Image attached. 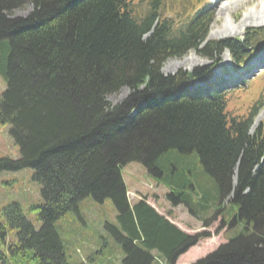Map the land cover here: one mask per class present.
Wrapping results in <instances>:
<instances>
[{
  "label": "trees",
  "instance_id": "1",
  "mask_svg": "<svg viewBox=\"0 0 264 264\" xmlns=\"http://www.w3.org/2000/svg\"><path fill=\"white\" fill-rule=\"evenodd\" d=\"M206 2L0 0L6 85L0 123L10 125L20 152L14 160L1 158L0 170L31 168L42 196L29 207L42 220L37 230L19 204L2 210L17 228L9 244L13 264H68L54 223L87 196L110 198L117 209L121 264H152V251L164 264H176L206 235L185 232L143 200L130 205L120 173L129 162L157 176L173 203L221 212L226 225L242 221L238 234L191 264H264V118L250 131L264 99L233 115L227 110L233 90L212 89L221 52L229 51L235 70L242 67L239 56L250 37L207 39L212 20ZM26 4L32 6L26 16L10 15ZM192 50L213 63L191 71L207 86L189 92L188 71L164 75L161 67ZM121 87L130 94L111 104L107 95ZM193 153L211 190L199 180L197 186L193 168L180 159ZM235 168L234 196L221 207L217 200L231 191ZM5 237L0 222V243ZM0 262L9 264L1 252Z\"/></svg>",
  "mask_w": 264,
  "mask_h": 264
},
{
  "label": "rangeland",
  "instance_id": "2",
  "mask_svg": "<svg viewBox=\"0 0 264 264\" xmlns=\"http://www.w3.org/2000/svg\"><path fill=\"white\" fill-rule=\"evenodd\" d=\"M215 0H211L210 6L207 7L213 17V23L208 33L209 40H222L234 36H241L246 32L247 28L262 27L264 22L263 17L259 22H248L239 33L218 34L223 24L227 19L231 21V27L236 28L239 19H242L245 13L253 10L255 5H258V10L261 8V0H242L234 5L235 0H222L220 4H214ZM230 2V9L227 13L220 11L221 6H225ZM249 2V3H248ZM232 6V7H231ZM32 9L30 4L24 7L14 9L11 16H26ZM260 40H264V31H258L254 34L253 45L247 49L250 55ZM259 49L258 55L248 65V68H253L247 78H251L254 73H259L264 70V44ZM252 49V50H251ZM219 66L230 68L232 61L227 51L221 53L219 57ZM211 64V60L204 58L191 51L182 57H174L167 59L162 67L161 72L164 75H172L179 69L191 71L196 67H205ZM230 74L229 70H227ZM215 77L222 76L220 68L215 71ZM261 73L260 75H262ZM264 77V75L262 76ZM5 81L0 76V98L5 90ZM130 90L127 87H121L117 91L107 95V100L111 104L122 102L128 95ZM232 98L229 100L227 110H234V114H243L246 112L253 101L259 97L264 99V78L252 79L245 86L235 88ZM257 116L253 121L252 126L255 127L259 120L264 117V104L260 109H257ZM10 125L8 123H0V159L9 158L17 159L20 156L19 147L14 142L10 134ZM174 157V156H173ZM172 159H175L172 158ZM183 163L190 165L196 175L197 186L200 184L208 186L211 190V179L207 174L203 173L202 164L200 163L195 153L189 154L186 157L180 156ZM120 173L123 178L125 188L127 190V199L130 203L136 202L138 199H143L149 205L154 207L155 211L160 215L171 218L174 224L180 227L187 233H203L206 236L200 240L195 239L192 249L187 253L180 255L176 264H191L196 260L209 254L218 246L223 245L230 238L234 237L237 232L243 228L240 219H234V224H223V216L221 212H213V209L193 212L184 203H171L165 197L166 188L161 184L159 178L151 174L147 167L140 162H129L120 167ZM199 180V181H198ZM194 179H192V182ZM209 183V184H208ZM199 184V185H198ZM234 184V178H232ZM41 186L33 179V170L31 168H22L18 170H0V222L5 223L6 237L4 243H0V252L6 257L9 264H13L9 258V244L16 240L17 228L10 227L6 223L5 216L2 215L4 207L17 203L24 212V216L31 222L37 230L42 226V220L38 219L36 212L29 209L30 206L41 204ZM232 190V189H231ZM170 193V192H169ZM167 193V194H169ZM234 196L230 191L225 196H220L217 204L221 207L227 205ZM229 208V207H228ZM231 211V209L229 208ZM212 219H209L213 215ZM228 214L225 213L224 216ZM209 219V220H208ZM204 220H208L204 222ZM55 229L61 239L64 249V257L68 264H121L125 254L118 242L114 230H119V221L117 220V209L115 208L110 198H105L103 201H96L92 196H87L78 202L77 211L69 210L56 219ZM152 264L166 263L162 256L152 251ZM0 264H2L0 262Z\"/></svg>",
  "mask_w": 264,
  "mask_h": 264
},
{
  "label": "bare ground",
  "instance_id": "3",
  "mask_svg": "<svg viewBox=\"0 0 264 264\" xmlns=\"http://www.w3.org/2000/svg\"><path fill=\"white\" fill-rule=\"evenodd\" d=\"M231 1V0H229ZM227 2L225 6H221L222 9H219L220 11L227 13L230 9V2ZM242 0H235L234 5L241 2ZM244 1V0H243ZM249 3V2H248ZM232 7V6H231ZM255 8L253 10H250L249 12L245 13L242 19H239L240 21L238 22L236 28L231 27V21L227 19L225 23L223 24V28L220 29L218 34H234V33H239L242 28L248 23V22H259V20L264 17V0H261V8L258 10V5L256 4L254 6ZM260 18V19H259ZM249 24V23H248ZM135 113V112H134ZM133 113V114H134ZM234 178V183L236 182V178Z\"/></svg>",
  "mask_w": 264,
  "mask_h": 264
}]
</instances>
